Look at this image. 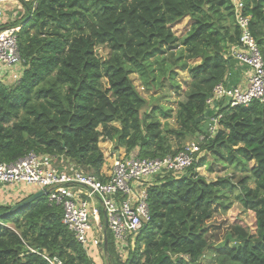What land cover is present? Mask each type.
<instances>
[{
	"label": "trees",
	"instance_id": "1",
	"mask_svg": "<svg viewBox=\"0 0 264 264\" xmlns=\"http://www.w3.org/2000/svg\"><path fill=\"white\" fill-rule=\"evenodd\" d=\"M244 3L264 61V0ZM184 17L191 23L178 37L171 26ZM15 24L23 73L15 83L0 81V162L32 151L100 179V139L127 156L161 158L204 132L206 99L224 80L229 47L240 33L230 0H37L25 3ZM180 70L189 81L175 107L149 106L130 77L137 75L145 93L179 90ZM220 112L217 133L199 143L185 173L149 186L151 219L125 259L107 232L105 264H201L206 252L215 264H264V103ZM214 165L227 173L207 180L198 172ZM235 202L252 213L253 231L234 222L236 244L211 250L209 222ZM11 206L0 205V264H50L44 256L101 264L63 225L61 207L47 196L4 214Z\"/></svg>",
	"mask_w": 264,
	"mask_h": 264
},
{
	"label": "built area",
	"instance_id": "2",
	"mask_svg": "<svg viewBox=\"0 0 264 264\" xmlns=\"http://www.w3.org/2000/svg\"><path fill=\"white\" fill-rule=\"evenodd\" d=\"M7 1L10 0H0V81L15 83L23 73L17 41L20 24H10L24 16L25 3L31 2L35 6L37 0H11L23 4L18 7L22 16L18 12L7 16ZM230 2L240 33L237 43L229 47L228 56L231 61L247 67V85L240 87L231 84V71L228 68L224 80L214 86L211 96L206 99L209 113L203 119L204 132L197 134L175 155L161 158L126 154L113 156L108 171L102 170L104 179L82 170H71L68 166L58 168L56 157L32 151L16 161L0 162V190L4 194L3 198L0 196V205H5L8 198L14 196L25 197L21 194L23 188H45L48 201L62 209L61 222L90 257H105L103 239L109 232L115 251L125 259L128 248L134 245L136 236L151 219L149 186L166 177H179L185 173L195 160L199 143L217 133L222 107H246L252 100L264 103V61L250 31L251 17L244 10V0ZM10 189L18 192L7 196L5 192ZM44 257L50 264H63L56 256Z\"/></svg>",
	"mask_w": 264,
	"mask_h": 264
},
{
	"label": "rangeland",
	"instance_id": "3",
	"mask_svg": "<svg viewBox=\"0 0 264 264\" xmlns=\"http://www.w3.org/2000/svg\"><path fill=\"white\" fill-rule=\"evenodd\" d=\"M17 5L19 4L17 3ZM20 6L22 7L23 4L20 3ZM7 11L8 9H5V12ZM15 11H17L19 15H21L22 13L21 11L18 10V7H16L13 10L10 9V11L7 12V16H10V14H12V12H15ZM10 23L11 22H9V24ZM190 23L191 22H190L189 17H184L181 20L174 23L171 26V28L178 37H182L183 35H185L187 30L189 29ZM197 62L198 61L196 60H191L189 63L194 64ZM130 77L133 83L138 88V90L147 99V101H149V106L152 104H155L156 101H158V103L161 105H164L167 107H175L178 101H182L185 99L183 91L187 87L188 81H189V74L186 71H182V70L178 71L177 79L181 85V88L179 90H174L168 87L164 89L163 91H152L150 93H145L140 86V82L138 80L137 75L131 74ZM152 95H153V98H155V100L150 101V97ZM157 97H159L158 100H156ZM169 123L171 125H175L173 120H169ZM194 138L188 140L187 142L194 140ZM98 144H99V148L103 151V154L105 156V163H104V166L102 167V170L106 172L108 171L109 166L111 165V162L113 161V156H118V155L121 156L125 154V151L123 148H115V144L112 141H109L108 139H100ZM200 155L202 156V153ZM196 158H198V156H195V159ZM198 172L201 175H204L207 180H215L217 177L223 176L224 174H226L227 170H223L218 165H214L213 171H208L207 168H205L204 166H201L198 168ZM16 199H20V200H16ZM21 200H22L21 198H13V199L8 198L7 203L11 202V204L13 205ZM234 222H240L245 227H249L253 231L254 217L252 213L248 211H244L238 203L235 202L234 204H232L230 208L227 209V211L225 212L221 208L216 210L215 214L213 215L212 219L209 222L210 223L209 243H210L211 250L222 248L226 242L230 246H234L236 244L234 239L232 238V232H231L232 225ZM91 258L96 260L94 255H91ZM101 258H102L103 264H105L104 257H101ZM201 264H215V262L210 258L209 252L205 253V256L202 258Z\"/></svg>",
	"mask_w": 264,
	"mask_h": 264
},
{
	"label": "crops",
	"instance_id": "4",
	"mask_svg": "<svg viewBox=\"0 0 264 264\" xmlns=\"http://www.w3.org/2000/svg\"><path fill=\"white\" fill-rule=\"evenodd\" d=\"M5 7H6V9H8V11H10V9L13 10L16 7H20V5H17V3L15 1H11L10 0V1H7L5 3ZM7 12H5L6 15H7ZM15 12H17V11H15ZM5 21H6V19L3 22H5ZM229 70L231 71V78H230V83L231 84L236 85V86H240V87H245L247 85L248 69H247L246 66L238 64L235 61L234 62L231 61ZM56 162H55V164H56ZM66 166H67V164H65V165L57 164L58 168H66ZM21 191L23 192V193H21L22 196L28 195V194L30 195V194H32L34 192H37L38 188H36V187H28L26 189L23 188ZM17 192L18 191L16 189H14V190L10 189L9 191H7L5 193H7L6 195L8 196V194L13 195V193H17ZM3 195H4L3 191L0 190V196L2 198H3ZM13 198H15V196ZM5 204H7V201H6ZM98 261H99L98 263L100 264V260H98ZM101 264H103V262H101Z\"/></svg>",
	"mask_w": 264,
	"mask_h": 264
},
{
	"label": "water",
	"instance_id": "5",
	"mask_svg": "<svg viewBox=\"0 0 264 264\" xmlns=\"http://www.w3.org/2000/svg\"><path fill=\"white\" fill-rule=\"evenodd\" d=\"M47 195V190L41 189L38 190L37 192H34L30 195H28L26 198L22 199L21 201L13 204L10 209L8 211H6L4 214H9L12 212H15L23 207H25L26 205L32 203L33 201L37 200L38 198ZM103 219L105 220V213H103ZM106 222V220H105ZM107 247H108V237L107 234L104 235V239H103V248H104V252H107Z\"/></svg>",
	"mask_w": 264,
	"mask_h": 264
}]
</instances>
